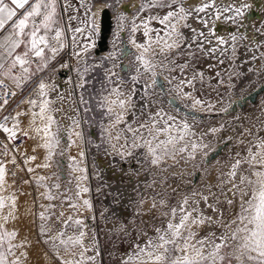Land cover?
<instances>
[{"label": "snow or ice", "instance_id": "6c2138e0", "mask_svg": "<svg viewBox=\"0 0 264 264\" xmlns=\"http://www.w3.org/2000/svg\"><path fill=\"white\" fill-rule=\"evenodd\" d=\"M254 8L264 13L253 0H0V112L30 86L0 118V131L14 151L21 137L38 141L33 152L44 150L42 163L28 173L56 169L34 179L50 202L42 205L49 214L41 212L40 220L55 215L61 223L45 241L60 264H100L101 245L89 219L103 221L109 239L127 245L119 264H264V112L254 121L246 117L249 125L236 136L219 135L230 121L202 128L191 115L197 109L228 113L230 104L217 109L207 97L219 95L222 86L235 88L245 64L260 62L247 73L264 70V40L258 39L264 22L249 19ZM104 15L114 20L112 43L97 56ZM206 68H215L214 75ZM177 103L188 113L180 115ZM208 136L218 137L216 145ZM219 144L228 146L227 156L213 165L208 157ZM89 146L128 180L117 187L105 182L95 160L89 167ZM0 150L9 155L3 141ZM36 159L25 156V164ZM9 162L15 165V156ZM210 167L216 184L207 179ZM7 175L0 161V190ZM92 180L99 182L95 188ZM65 205L66 218L65 210L54 211ZM16 211L15 195L0 196V264L29 259L26 239L14 243L18 231L6 227ZM70 227L74 232L66 235ZM50 231L40 225L42 235ZM61 245L72 259L59 255Z\"/></svg>", "mask_w": 264, "mask_h": 264}, {"label": "rangeland", "instance_id": "374dc122", "mask_svg": "<svg viewBox=\"0 0 264 264\" xmlns=\"http://www.w3.org/2000/svg\"><path fill=\"white\" fill-rule=\"evenodd\" d=\"M131 1L132 0H124V4L129 3ZM75 2H76V0H75ZM261 5L264 6V2ZM254 20H260V19H254ZM111 35H112V33H111ZM137 35L140 37L139 33ZM122 36L124 37L125 40L127 39L126 34H122ZM109 39H111V36ZM258 39H260V38L258 37ZM110 48L111 47L109 46V50H110ZM129 48H131V45H129ZM133 51H135V50L133 49ZM101 53H103V51L100 52L98 55H100ZM125 63H127V61H125ZM263 76H264V70H263ZM249 78H250L249 75L245 74L239 79V81L237 79L235 82L236 87L233 88V91H235V93H238L239 90L242 91L243 87H245L247 89L248 86H246V85L248 84ZM260 79L261 78H258L259 81H260ZM262 79L264 80V77H262ZM29 87L30 86L26 85L27 90H26L24 96L27 95ZM222 88H224V87L222 86L219 89V95H217V93L214 92L207 97L209 100H211V102L216 103L217 109H219V103L224 98V93L222 92L223 91ZM263 89H264V87H263ZM263 92H264V90H263ZM198 95H199V93H198ZM24 96L18 102H16L12 107L6 109L5 112L7 115L9 112L12 111V109H14L16 107V104L19 103L24 98ZM257 98H258V95H257V97H255L254 101H252L251 98H248V99L247 98H243V99L237 98V99L242 100V102H243L242 106H244L241 109L237 108V112H231L229 109L228 113H224V114L223 113H220V114L211 113V114H209V113L203 112L202 110L197 109L196 113L204 116V117L202 116V117L198 118L199 123H200V127L207 128V127H211V126H218L217 124H215L216 121H219V119H221L223 116L226 117L229 115H233L234 113L239 114V115H243V116L247 115L249 112H251V110L253 108L257 107V103H256ZM217 101H219V102H217ZM245 102H247V103H245ZM21 107H22V109H26L28 107V105H22ZM19 110H21V109H17V111H19ZM20 120L22 121L20 126L22 128H26L28 126V117L22 116V117H20ZM207 120H210V121H207ZM95 132H96V129L93 128V129H91V131L89 133H86V135H92ZM30 135H32V134H30ZM36 142H38L36 139L26 138L24 144L22 146H20L19 151H9V155L7 157L0 155V161H3L5 163L6 168L8 170V175L6 176V184L4 185V190H0V196H3L6 198L10 195H15V197L17 198V211L15 212V216L17 218L16 219L10 218L6 227L9 230L15 229L18 231V236H17L16 241H14V243H20L21 241H24L26 239L27 243L30 245V247H28V249H27L29 259L27 261H24V264H31V262H32L33 257H32L31 244L38 246L40 252L43 254V256H44L43 257L44 258L43 264H60V261L58 259H56V256L54 255L55 253L53 252V251H56V249L51 248L49 250V248L46 247V243H45L46 240L44 238V235H42L40 233V225L45 224L46 226L49 227L48 224L51 221V219L48 221H42L39 218V214L41 212H45V215L49 214L48 212L45 211V208L42 207V205L46 206L50 202L47 199H45L43 195H41L43 192H45V189L44 188H38L37 183L34 179V177H36L38 175H45V176L51 175V173L54 171L55 168H51L48 170H45L43 168H36V171L33 173H28V171H27L28 167L35 168L36 165L41 164L43 161V156H44V150L43 149L38 148L35 152L32 151L33 147H35ZM227 147L228 146L225 145L223 150H225ZM221 150L222 149L219 150V148H218L214 157H212L213 160H214V158L216 159L218 156L221 155L220 154ZM0 151H2V150H0ZM32 155H35L37 157V159L34 162H32L31 164L26 165L25 164V156H32ZM88 155H89V159H93V158H95V156H102V155L96 153V150L94 148H91L90 146H89V154ZM13 156H15L16 161H17V163L15 165L9 162ZM210 159L211 158L209 156L208 160L212 162L213 160L212 159L210 160ZM21 169H23V170H21ZM13 172L16 173L15 176L12 175ZM62 174L64 175L63 172H62ZM25 180H28L30 182L24 183ZM65 180H66V178L62 177V179L60 181L62 184V188H63ZM55 182H56L55 179H53V180H48V181H45L42 183H47V184L51 185ZM53 201H51L52 204H53ZM104 201H106V200H103V202ZM58 203H60L59 200H58ZM65 206L67 207V205H65ZM7 211H8V209H5V213ZM86 213H88V212H85L84 214L88 216L89 213L88 214H86ZM97 213H98V211H97ZM85 215H84V217H85ZM0 223H2V221H0ZM107 227H110V226L108 225ZM94 228L97 231V239L100 241V245H101L100 264H119L118 257L121 253V249H123L124 247H127V245L120 243L114 237L112 239H109V237L107 235V228L105 227V225H103V223L101 221L98 220L97 223L94 224ZM60 250L63 252V248H60ZM51 251H52V253H51ZM63 253H65V252H63ZM110 253H111V255H110ZM17 255H19V251H17Z\"/></svg>", "mask_w": 264, "mask_h": 264}, {"label": "bare ground", "instance_id": "6f19581e", "mask_svg": "<svg viewBox=\"0 0 264 264\" xmlns=\"http://www.w3.org/2000/svg\"><path fill=\"white\" fill-rule=\"evenodd\" d=\"M264 2V0H253V3L255 5H261L262 3ZM73 3H76L75 0H73ZM132 3L129 2V3H126L125 5H130ZM262 6V5H261ZM132 9L129 7L128 8V11H131ZM249 19L250 20H254V19H260V20H254L257 24L261 23V22H264V13H262L261 11H259L257 8H254L250 13H249ZM113 26H114V20L111 19V27H110V33L108 34V37H107V49L103 51V53H101L100 55H97V56H102V55H105L107 54V52L109 51V46L111 47V43H112V29H113ZM195 26V25H194ZM252 33H250L251 35ZM111 36V39H109ZM260 40H264V37H260ZM137 38L139 39L140 37L137 35ZM99 41V40H98ZM97 41V42H98ZM98 48V46H97ZM241 51L243 52V49H241ZM102 52V51H101ZM241 59H244V57L242 56ZM214 63V61H213ZM259 64L260 62L257 61V62H254L252 63L251 65H248V64H245L243 69H241V71L245 72L246 74L249 75V80H248V84L246 86H248V88L246 89L245 87H243L242 91H238V93H235V91H233V89L231 91L227 90L226 88H222V92L224 93V98L223 100L219 103V108L223 105V106H227V105H232L229 109L231 112H237V108L241 109L243 108L244 106H242V100L241 99H237V98H251L253 95H255V97H257L258 95V98L256 100V103H257V107L256 108H253L251 110V112H249L247 115L243 116V115H239V114H233V115H229V116H226V117H222L221 119H219V121H216L215 124L219 125L220 123H224L225 121H230L231 122V127L227 129L226 132H223V133H220L219 135L220 136H224V135H227L229 132H231V134L233 136H236L238 132H240L242 130L241 128V125L243 126H248L249 125V120L248 119H245L246 117L247 118H251L253 121L255 120V118L257 116H260L262 112H264V92H263V87H264V80L262 79L263 76V70H260V71H257V72H254V73H247V68L249 66L253 67V68H257L259 69ZM223 67V66H222ZM209 75H214L216 69L215 68H212V69H205ZM64 73H61L60 74V77L61 79L64 78ZM258 78H261L260 81L258 80ZM239 81V79H238ZM262 81V82H261ZM236 82V80L234 81V83ZM213 83H215V81H213ZM235 90V89H234ZM263 92V93H262ZM214 93V92H212ZM211 93V94H212ZM260 94V95H259ZM211 99V98H210ZM216 99V98H215ZM218 102V101H217ZM247 103V102H245ZM255 103V104H256ZM177 105H180L181 106V112H180V115H184L186 112H188L189 110L186 108H184L182 106L181 103H177L176 105H174V107H177ZM250 105V104H249ZM238 109V110H239ZM248 109V108H247ZM241 112V111H240ZM224 114V113H223ZM191 115H195L196 117L200 118L202 117L203 115H199L197 114L196 112L193 114L191 113ZM235 116H240L241 119L240 120H234L233 118ZM204 117V116H203ZM264 118V117H262ZM207 121H210V120H207ZM206 127V126H205ZM234 129V131H233ZM262 135H264V133H261ZM208 141L212 142L214 145H216L217 143V139L218 137H213V136H208L206 138ZM221 147L220 149L221 150V155L218 156L216 159L214 158V160L212 159V157H214L215 153L216 152H213L211 155H210V158L213 160L212 161V164L214 165L215 164V161L216 160H221L223 162L224 158H226L227 156V148L225 150L224 147L225 145L223 144H219L218 145V148ZM217 148V150H218ZM219 149V150H220ZM233 151H235V149H233ZM76 152V149H72L71 150V153L70 154H75ZM59 159V158H58ZM111 158H105L104 156H95V158L93 159H89V155H88V162H89V167L91 168V162L93 160H95L97 166L101 169V175L103 177V180L105 182H107L108 184H111L113 185V187H117V186H120L122 184V182L124 181H127L128 180V177L127 176H123L119 171H116L114 172L113 169L109 166V161H110ZM210 159V160H211ZM119 158L117 157L116 158V161H118ZM65 165L67 164V161L65 160L64 161ZM121 168H124V169H127L129 167V165L127 164H123V163H120L119 165ZM136 165L133 164L132 167H135ZM56 169H54L55 171ZM188 170H191V165L188 166ZM63 173L64 175L62 174V177L66 178L68 177V172H67V169L65 167V169L63 170ZM44 174V173H43ZM201 173L197 172L196 175L199 176ZM208 180H210L213 184H216L217 183V178H216V170L215 168H212L210 167L209 168V175L207 177ZM97 183H99L98 181L96 180H92L91 181V184H92V187L95 188V186L97 185ZM185 187H190V185H185ZM93 195L95 196V193H93ZM7 198V197H6ZM104 204H108L109 203V200H106L103 202ZM53 204H59L58 203V200H54L53 201ZM66 207V206H65ZM94 207H95V210L99 212L100 210V201L98 199H94ZM67 207L65 209H60V208H56L54 211L56 213H59L61 210H65V218L67 217V215L70 214V210H66ZM85 213V212H84ZM83 213V214H84ZM88 214V213H86ZM85 215V214H84ZM91 216V213H89V215H85V217H90ZM90 228H94V224L92 223V221L89 219L86 221ZM103 223V221H101ZM101 224V223H100ZM49 227L51 228V231L48 233V236H45L44 235V238L45 240L48 239L49 236H54L56 235L57 231L61 228V223L59 220H57V217L55 215L52 216L51 218V221L49 222ZM104 225V223H103ZM111 227V225H109ZM95 229V228H94ZM74 232V229L73 228H68L67 229V232H66V235H72ZM203 234V233H202ZM90 235L85 239L84 243L87 244L89 243V240H90ZM31 247H32V262L31 264H43L44 262V256L43 254L40 252L38 246H35L33 244H31ZM46 247L49 248V250L51 248H54L52 246L51 243H46ZM69 247H71V244H69ZM60 248H63V252L64 251V246H59V255L61 257H63L64 259H71L72 256L69 255L68 253H63ZM123 248V247H122ZM126 249V247H124L123 249H121V252L124 251ZM74 251H79V249H74ZM56 256V251H53ZM64 254H62V253ZM52 253V251H51ZM88 255H91V253H88ZM79 257L77 256L76 259H78Z\"/></svg>", "mask_w": 264, "mask_h": 264}, {"label": "water", "instance_id": "95a60500", "mask_svg": "<svg viewBox=\"0 0 264 264\" xmlns=\"http://www.w3.org/2000/svg\"><path fill=\"white\" fill-rule=\"evenodd\" d=\"M110 27H111V19L108 15H104L101 21V35L99 38V41L97 42L98 48L95 50L96 54L98 55L101 51H104L107 49V37L110 33ZM252 101L255 100V95L251 97ZM177 107H180V105H177ZM182 109V108H181ZM188 113V112H186ZM194 114V113H193ZM221 147H219L220 149Z\"/></svg>", "mask_w": 264, "mask_h": 264}, {"label": "built area", "instance_id": "2783aa9c", "mask_svg": "<svg viewBox=\"0 0 264 264\" xmlns=\"http://www.w3.org/2000/svg\"><path fill=\"white\" fill-rule=\"evenodd\" d=\"M26 90H27V88L25 86L24 92H22V93L21 92H18L16 97L10 98L9 105L6 107V109L12 107L16 102H18L24 96ZM6 109L3 112H0V118H2L4 115H7L6 112H5ZM25 139L26 138L21 137L20 139H16L14 141V143H15V145L22 146L24 144V142H25ZM0 141H3L5 144H8V147H9L10 151H14V150H12L13 149V144L10 143L7 140L6 134H4L2 131H0Z\"/></svg>", "mask_w": 264, "mask_h": 264}, {"label": "crops", "instance_id": "0c3cea01", "mask_svg": "<svg viewBox=\"0 0 264 264\" xmlns=\"http://www.w3.org/2000/svg\"><path fill=\"white\" fill-rule=\"evenodd\" d=\"M37 143V142H36ZM36 143H35V145H36ZM26 147V146H25Z\"/></svg>", "mask_w": 264, "mask_h": 264}]
</instances>
